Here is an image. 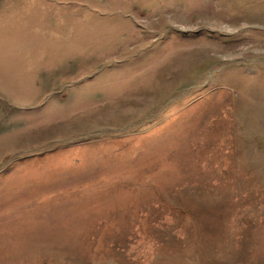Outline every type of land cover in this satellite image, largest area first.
<instances>
[{
	"label": "rangeland",
	"instance_id": "1",
	"mask_svg": "<svg viewBox=\"0 0 264 264\" xmlns=\"http://www.w3.org/2000/svg\"><path fill=\"white\" fill-rule=\"evenodd\" d=\"M0 264H264V0H0Z\"/></svg>",
	"mask_w": 264,
	"mask_h": 264
}]
</instances>
